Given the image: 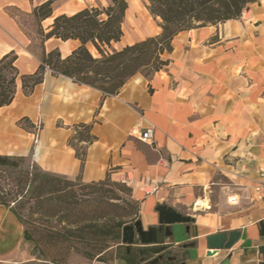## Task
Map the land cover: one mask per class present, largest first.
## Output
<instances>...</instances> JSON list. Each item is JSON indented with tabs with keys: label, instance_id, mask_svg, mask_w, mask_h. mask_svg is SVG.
I'll use <instances>...</instances> for the list:
<instances>
[{
	"label": "crops",
	"instance_id": "0c3cea01",
	"mask_svg": "<svg viewBox=\"0 0 264 264\" xmlns=\"http://www.w3.org/2000/svg\"><path fill=\"white\" fill-rule=\"evenodd\" d=\"M12 7L32 8L30 0H0V58L13 52L19 73L32 74L39 57L27 50V39L4 13ZM244 15L246 23L229 20L178 33L171 53L163 56L168 65L149 79L133 76L116 95L49 71L28 96L18 87L11 104L0 108V158L86 184L107 177L125 182L139 203L137 220L144 230L158 226V206L190 217L189 225L170 226L169 238L159 232L158 246H168L164 258H176L164 264H260L264 1ZM43 46L46 52L58 49L64 58L78 42L51 38ZM38 118L42 130L33 146L31 134L18 122L32 126ZM80 125L89 126L93 139L75 140L73 146L69 142ZM148 129L151 139L139 141V132ZM76 149L84 150L83 163ZM23 232L19 220L0 205V264L29 263ZM230 232L239 233L231 248L208 249L207 237ZM117 247L112 264H139L137 247L129 253Z\"/></svg>",
	"mask_w": 264,
	"mask_h": 264
},
{
	"label": "trees",
	"instance_id": "16d2710c",
	"mask_svg": "<svg viewBox=\"0 0 264 264\" xmlns=\"http://www.w3.org/2000/svg\"><path fill=\"white\" fill-rule=\"evenodd\" d=\"M57 1L44 0L33 6L30 14L38 22L46 21L52 17V6ZM107 1L106 7L85 8L71 15L54 17L47 31H40V64L34 73L20 74L15 66V54L9 52L3 55L0 58V108L11 104L18 87L25 96L31 94L42 83L47 71L105 95H116L133 76L142 75V69H150V76H143L149 79L166 67L168 60L161 57L171 53L172 40L178 33L239 20L251 5L264 0H145L148 13L154 19H159L161 32L120 50H114L112 45L119 43L123 37L122 25L128 3L126 0ZM51 38L62 42L77 41L78 46L62 58L58 49L45 51L43 44ZM79 129L69 144L75 146V140L84 143L92 141L89 126L80 125ZM76 156L83 163L84 150L76 149ZM13 161L0 158V205L9 209L23 225L26 241H32V237L25 224H34V218L38 216L55 219L61 225V230L51 228L47 232L50 238L68 240V236L73 235L79 240L85 239L84 226L81 225L83 220L77 218L76 213L84 203L80 197L98 194L100 198L118 199L108 196L107 187L132 196L131 189L125 183L113 182L108 177L86 184L79 178L71 180L44 172L34 164L18 168ZM74 182L79 184L80 191L87 190V194L78 196L73 190ZM134 203L139 214V203L135 200ZM138 214L134 215L132 221L138 219ZM127 224H131V221L122 222L120 219L105 224L99 230L103 243L106 244L108 240L118 242L121 230ZM102 252L98 253L99 259Z\"/></svg>",
	"mask_w": 264,
	"mask_h": 264
},
{
	"label": "rangeland",
	"instance_id": "374dc122",
	"mask_svg": "<svg viewBox=\"0 0 264 264\" xmlns=\"http://www.w3.org/2000/svg\"><path fill=\"white\" fill-rule=\"evenodd\" d=\"M43 1L33 0L30 3L33 7ZM126 1L128 3V12L125 14L126 19L122 25L123 37L119 43L112 45L114 50H120L127 44L132 45L138 39L144 40L146 36L154 37L157 31H159V34L161 32L159 27L160 21L154 19L148 13L145 7L146 2L144 3L142 0ZM107 4V0H59L52 6V16L56 17L61 14L71 15L85 8L106 7ZM252 9H255V7H252ZM31 10L32 8L26 12L12 7L6 8L3 11L16 22L27 39V50L39 56L41 52L40 31H47L53 18L38 22L30 14ZM246 16H241V23L247 22ZM70 49V46L67 47L63 50V53L68 52ZM163 56L161 58L166 60ZM149 71V68L142 69V76L146 75L149 77ZM18 125L21 129L31 134L32 145L35 146L36 144L32 136L34 134V126H29L28 122L24 120L18 122ZM13 162L18 168H26L31 165V163L27 164L25 161L19 159H14ZM79 189V184L74 182L73 190L76 191L78 196L87 194V190L80 191ZM106 190L109 191L108 196H116L118 199L100 198L98 194L80 197L84 203L76 213L77 218L83 220L81 225L84 226L83 236L85 239L79 240L72 237L73 235L68 236V240L60 237L50 238L47 232L51 228L52 230H61V225L55 219L49 220L38 216L34 218V224L26 223L25 228L32 237V241H27L24 250L26 257L29 259L28 264H112L115 257L119 254L117 246L121 244L120 240L118 242L108 240L104 244V239L99 230L112 220L117 221L121 219L122 222L131 221L133 223L134 215L138 214V207L134 203L132 196H128L125 191L114 187H107ZM102 250L103 252L99 259L98 253Z\"/></svg>",
	"mask_w": 264,
	"mask_h": 264
},
{
	"label": "water",
	"instance_id": "95a60500",
	"mask_svg": "<svg viewBox=\"0 0 264 264\" xmlns=\"http://www.w3.org/2000/svg\"><path fill=\"white\" fill-rule=\"evenodd\" d=\"M156 212L158 214V226L144 230L141 221L136 220L123 226L121 230V245L126 247L128 253L130 252V247H137L133 252L139 264H164L165 262L171 263L175 261V257L164 258L163 254L168 249V246H158V234L163 231V236L169 238L171 237L170 226L174 224L189 225L193 222L190 217L183 216L166 206H158ZM188 230L189 227L186 226V232ZM238 238V232L218 233L207 237V247L209 250L214 251L222 248L229 249ZM258 252L262 256L260 264H264V247H260Z\"/></svg>",
	"mask_w": 264,
	"mask_h": 264
},
{
	"label": "built area",
	"instance_id": "2783aa9c",
	"mask_svg": "<svg viewBox=\"0 0 264 264\" xmlns=\"http://www.w3.org/2000/svg\"><path fill=\"white\" fill-rule=\"evenodd\" d=\"M41 125H42V122H41L40 118H38V120L33 124V126H34V134L32 136H33L35 144H37L38 140H39V136H40V132H41ZM151 136H152V131L151 130H149V129L148 130H144L142 132H139L138 140L141 141V142H148L151 139ZM122 183H125V182H122Z\"/></svg>",
	"mask_w": 264,
	"mask_h": 264
}]
</instances>
